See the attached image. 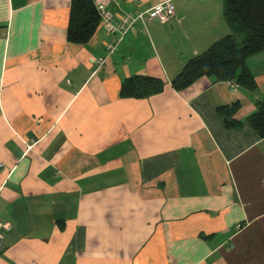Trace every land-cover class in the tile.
<instances>
[{
	"label": "crops",
	"instance_id": "0c3cea01",
	"mask_svg": "<svg viewBox=\"0 0 264 264\" xmlns=\"http://www.w3.org/2000/svg\"><path fill=\"white\" fill-rule=\"evenodd\" d=\"M166 0H95L116 16ZM108 55L101 26L67 39L71 0H0V264H264V137L257 87L173 79L232 32L224 0H171ZM148 75L160 93L122 97ZM239 102L238 128L217 108ZM3 164V165H1Z\"/></svg>",
	"mask_w": 264,
	"mask_h": 264
},
{
	"label": "trees",
	"instance_id": "16d2710c",
	"mask_svg": "<svg viewBox=\"0 0 264 264\" xmlns=\"http://www.w3.org/2000/svg\"><path fill=\"white\" fill-rule=\"evenodd\" d=\"M223 17L232 32L184 64L172 81L176 90H183L204 76H213L220 81H236L248 89L257 87L247 59L264 51V0H224ZM100 22L101 14L95 0H71L68 41L87 43L100 27ZM164 85L162 79L153 76H131L122 83L120 95L144 98L162 92ZM239 108V102L217 108L226 127L242 126V122L235 118ZM247 121L260 137H264V100L257 102L256 110Z\"/></svg>",
	"mask_w": 264,
	"mask_h": 264
},
{
	"label": "built area",
	"instance_id": "2783aa9c",
	"mask_svg": "<svg viewBox=\"0 0 264 264\" xmlns=\"http://www.w3.org/2000/svg\"><path fill=\"white\" fill-rule=\"evenodd\" d=\"M98 8L101 14L100 26L104 28L109 35V41L107 43L108 55L114 53L118 49L119 44L129 30L134 27V24L138 19L167 22L171 20L176 13L171 0L160 2L146 11L129 13L124 16L114 15L103 4H99ZM12 228V224L3 221L0 218V238L5 232L10 231Z\"/></svg>",
	"mask_w": 264,
	"mask_h": 264
}]
</instances>
